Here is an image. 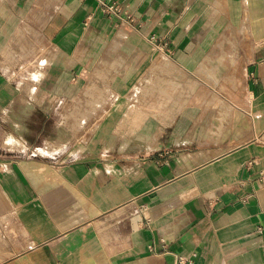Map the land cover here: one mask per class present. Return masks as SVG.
Instances as JSON below:
<instances>
[{
  "label": "crops",
  "instance_id": "1",
  "mask_svg": "<svg viewBox=\"0 0 264 264\" xmlns=\"http://www.w3.org/2000/svg\"><path fill=\"white\" fill-rule=\"evenodd\" d=\"M114 44L210 68L207 117L190 128L181 100L167 123L131 95L144 69H93ZM90 72L107 79L81 84ZM35 114L67 136L30 137ZM14 125L0 264H264V0H0V129Z\"/></svg>",
  "mask_w": 264,
  "mask_h": 264
},
{
  "label": "rangeland",
  "instance_id": "2",
  "mask_svg": "<svg viewBox=\"0 0 264 264\" xmlns=\"http://www.w3.org/2000/svg\"><path fill=\"white\" fill-rule=\"evenodd\" d=\"M121 48L122 46L117 44L109 46L104 45L102 49V51L105 49V51L102 53L104 57L101 56L99 59H97V61L92 66L93 69L114 68L116 67V64L121 65V67L125 69H133L138 67L144 69L145 72H143V74L145 73V75L131 78L132 80H130L129 84L142 85L147 89V91L142 93H133L131 95L137 97L140 95L144 98V101H152L151 110L153 113L151 114L156 117H161L164 121L167 120V123L170 121L172 116H175L176 114H179V117L181 116L180 109L176 110V105L179 104L181 100L189 101L188 115L190 128L192 123H194L197 113L205 112V116L207 117V113L210 111L209 109L205 108L202 110L195 107L197 100L207 102L211 101L215 95L219 97L217 92L213 95V89L216 85L219 86V83L217 78L210 75V68L209 70L206 65L201 63L199 66V71H194L193 74L190 72L188 74L186 71L181 70V66L176 65L175 62L166 60L163 56L156 55L149 57L143 62H139L135 60V55H130V49L127 46L125 48L126 50ZM98 51H100V48ZM115 52L120 53V60L116 63L111 60L113 53ZM153 53H155V51H153ZM140 63L141 65L139 66ZM149 70H153L151 75H148ZM95 74V72H90L89 76L81 79L80 83L83 85L86 83L98 84L101 83L99 81L102 79H107V77H100ZM85 80L87 82H85ZM162 104L163 106H161ZM33 116L34 118L31 120L32 125H30V137L35 139L38 136V138L41 140L52 141V139L57 137L59 133L61 135L65 134L67 136V133H65L63 130L68 129V125L60 126V129H65L58 131V135L56 136L57 126H54L51 120L46 121L45 123L41 122V124H37V118L42 117L43 115L37 116L35 114ZM166 116L167 119L165 118ZM76 127L79 129L81 126L77 125ZM19 128V125H14L11 126V128L8 126L7 128L0 129V151L20 149L21 145L15 147L11 144V139L13 138V140H16L15 135L17 136L20 134ZM45 145L46 147H52L49 145V142H45ZM53 147H57V144H53ZM34 151L37 156L46 154L48 152L45 146L42 149Z\"/></svg>",
  "mask_w": 264,
  "mask_h": 264
},
{
  "label": "built area",
  "instance_id": "3",
  "mask_svg": "<svg viewBox=\"0 0 264 264\" xmlns=\"http://www.w3.org/2000/svg\"><path fill=\"white\" fill-rule=\"evenodd\" d=\"M108 9L111 10L113 14H118L120 12V8L116 5H111ZM189 262L190 260H188V258L186 259L182 256L177 257V264H188Z\"/></svg>",
  "mask_w": 264,
  "mask_h": 264
}]
</instances>
